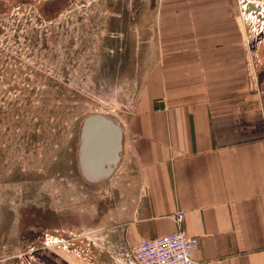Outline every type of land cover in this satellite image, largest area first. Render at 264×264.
<instances>
[{"label":"crops","instance_id":"obj_1","mask_svg":"<svg viewBox=\"0 0 264 264\" xmlns=\"http://www.w3.org/2000/svg\"><path fill=\"white\" fill-rule=\"evenodd\" d=\"M239 6L149 1L146 68L120 119L124 172L113 183L121 190L126 174L129 186L109 227L125 240L118 262L174 232L182 211L197 264H264V42L250 52ZM34 255L35 264H116L59 245Z\"/></svg>","mask_w":264,"mask_h":264},{"label":"rangeland","instance_id":"obj_2","mask_svg":"<svg viewBox=\"0 0 264 264\" xmlns=\"http://www.w3.org/2000/svg\"><path fill=\"white\" fill-rule=\"evenodd\" d=\"M149 1L0 0V264H35L48 245L124 264L125 240L109 228L129 186L126 174L121 190L113 183L122 160L91 183L78 146L87 115L129 112L146 66L127 44H150ZM245 23L251 52L264 25Z\"/></svg>","mask_w":264,"mask_h":264},{"label":"water","instance_id":"obj_3","mask_svg":"<svg viewBox=\"0 0 264 264\" xmlns=\"http://www.w3.org/2000/svg\"><path fill=\"white\" fill-rule=\"evenodd\" d=\"M79 138L78 161L84 178L98 183L110 177L122 160L124 128L120 120L103 113L89 114L83 119Z\"/></svg>","mask_w":264,"mask_h":264},{"label":"built area","instance_id":"obj_4","mask_svg":"<svg viewBox=\"0 0 264 264\" xmlns=\"http://www.w3.org/2000/svg\"><path fill=\"white\" fill-rule=\"evenodd\" d=\"M240 5L245 9V12H242L245 22L249 20L250 15L251 18L261 20L264 25V6L258 0H240ZM255 39H258L257 43L264 42V38ZM253 41V38H249L250 47ZM174 218L177 226L174 232L143 239L134 246L130 254L124 256V264H197L193 252L198 247V239L187 234L184 212H177Z\"/></svg>","mask_w":264,"mask_h":264},{"label":"flooded vegetation","instance_id":"obj_5","mask_svg":"<svg viewBox=\"0 0 264 264\" xmlns=\"http://www.w3.org/2000/svg\"><path fill=\"white\" fill-rule=\"evenodd\" d=\"M126 20L128 21L129 19L126 18ZM134 28H135V26H134ZM146 30H147V28H144V31H146ZM134 36L136 37V31H135V35ZM114 38L119 39L118 36H114ZM143 40H145V38H134L133 40H131L127 44L129 50L134 49V54H135V56L133 57L134 63L136 62L138 54L140 52L144 51V52H142L143 56L146 53V48H147V45H148V41L143 42ZM142 60H143V58H142Z\"/></svg>","mask_w":264,"mask_h":264}]
</instances>
